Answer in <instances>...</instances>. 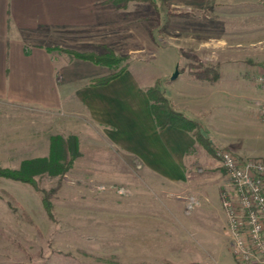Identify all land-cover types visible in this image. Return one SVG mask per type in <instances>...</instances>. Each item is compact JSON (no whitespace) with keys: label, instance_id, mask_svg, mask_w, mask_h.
Listing matches in <instances>:
<instances>
[{"label":"rangeland","instance_id":"rangeland-1","mask_svg":"<svg viewBox=\"0 0 264 264\" xmlns=\"http://www.w3.org/2000/svg\"><path fill=\"white\" fill-rule=\"evenodd\" d=\"M132 1L155 8L151 32L155 56L141 64L153 73L175 69L173 59L183 41L180 33L192 30L187 36L195 42L194 30L201 27L190 25L200 18L218 22L213 29L219 33L221 49L225 44L226 50L253 63L264 60V0H130L123 6L105 0L121 8ZM59 50L82 60L86 59L75 54L111 51L121 56L117 66L86 60L107 68L102 76L132 60L148 58L143 52L132 56L105 45L101 52ZM28 114L22 113V120L10 126L27 125V129L11 133L16 138H0L1 168L18 169L25 159L43 157L39 143L48 156L51 138L56 136H75L78 155L71 158L68 153L72 163L63 174L33 176L35 186L0 176V264H241L233 256L229 238L227 249L217 248L222 237L211 203L201 197L206 193L211 198L213 188L219 187L221 201V193L229 188L230 179L217 156L209 153L203 162L198 158L189 187L171 186L160 178L145 177L131 156L109 148L78 120V125L69 123L73 120L68 116L53 121V126L51 115L45 116L43 139L35 138L29 128L39 122ZM255 115L252 110V118ZM258 116L247 139H225L237 144L230 150L240 158L264 160V123L259 112ZM12 149L21 154L9 153ZM42 197L50 202V215Z\"/></svg>","mask_w":264,"mask_h":264},{"label":"crops","instance_id":"crops-1","mask_svg":"<svg viewBox=\"0 0 264 264\" xmlns=\"http://www.w3.org/2000/svg\"><path fill=\"white\" fill-rule=\"evenodd\" d=\"M154 12L153 6L135 1L121 8L105 0H0V138L13 139L11 133L27 129L10 127L22 120V113L41 123L29 128L37 139H43L45 116L51 115L52 126L68 116L73 120L69 123H80L109 148L131 156L145 177L189 187L193 166L198 158L207 161L209 153L189 131L171 125L157 128L146 89L158 81L175 110L198 122L214 146L231 149L237 144L225 139H247L259 120L264 91L256 78L264 60L253 63L226 50L225 44L221 49L213 29L218 22L200 18L190 25L201 27L194 30L195 42L187 36L192 30L180 33L183 41L173 59L177 76L171 78L173 67L153 73L141 64L155 56ZM104 45L132 56L143 52L148 58L132 60L116 78L94 85L91 80L107 68L59 50L101 52ZM206 59L215 62L207 64ZM9 153L21 154L15 149ZM213 190L211 198L206 193L201 197L211 203L222 237L217 248L222 250L232 234L219 187Z\"/></svg>","mask_w":264,"mask_h":264},{"label":"built area","instance_id":"built-area-1","mask_svg":"<svg viewBox=\"0 0 264 264\" xmlns=\"http://www.w3.org/2000/svg\"><path fill=\"white\" fill-rule=\"evenodd\" d=\"M256 80L264 91V62ZM259 113L264 123V100ZM216 156L230 179L221 206L233 256L241 264H264V160L240 158L223 147L216 148Z\"/></svg>","mask_w":264,"mask_h":264},{"label":"trees","instance_id":"trees-1","mask_svg":"<svg viewBox=\"0 0 264 264\" xmlns=\"http://www.w3.org/2000/svg\"><path fill=\"white\" fill-rule=\"evenodd\" d=\"M119 6L125 5L130 0H111ZM154 1V0H148ZM164 1V0H163ZM79 58L90 60L95 64H103L107 66H117L122 60L121 56H115L111 51H106L101 54H75ZM126 66L119 68L117 71L107 74L102 77L94 78L91 84L101 85L106 84L112 79L120 75ZM147 96L150 101V110L155 120L156 126L159 130L167 125L191 132L196 138L197 142L210 154L216 156V148L211 141L205 137L201 131L200 125L187 118L183 113L175 110L168 99H166L159 87L157 81L153 86L146 89ZM50 153L48 156L37 157L32 159H25L21 162L18 169H8L0 167V176L10 178L13 180L23 181L35 186L33 176L39 173L48 174H63L70 167L72 160L78 155L77 139L75 136L67 137L61 136L51 138ZM71 156L68 158L67 155ZM42 202L45 211L50 215V202L42 197Z\"/></svg>","mask_w":264,"mask_h":264},{"label":"water","instance_id":"water-1","mask_svg":"<svg viewBox=\"0 0 264 264\" xmlns=\"http://www.w3.org/2000/svg\"><path fill=\"white\" fill-rule=\"evenodd\" d=\"M178 74V68L176 67L173 74L171 75V78L174 79Z\"/></svg>","mask_w":264,"mask_h":264}]
</instances>
